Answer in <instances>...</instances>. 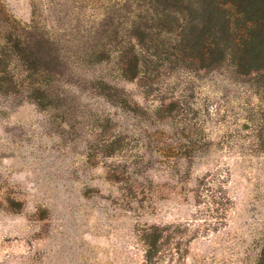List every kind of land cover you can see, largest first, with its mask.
<instances>
[{"label":"rangeland","instance_id":"1","mask_svg":"<svg viewBox=\"0 0 264 264\" xmlns=\"http://www.w3.org/2000/svg\"><path fill=\"white\" fill-rule=\"evenodd\" d=\"M149 7L0 0V264L257 262L264 71L238 65L242 23L215 37L212 60L200 57L212 37L180 50L155 24L139 47L130 32ZM129 45L127 78L117 56Z\"/></svg>","mask_w":264,"mask_h":264},{"label":"trees","instance_id":"2","mask_svg":"<svg viewBox=\"0 0 264 264\" xmlns=\"http://www.w3.org/2000/svg\"><path fill=\"white\" fill-rule=\"evenodd\" d=\"M158 3L160 9L157 7ZM149 4V8L154 10L153 14L146 16L144 21V17L140 16V21L137 24L133 23L130 32L139 47L146 43L143 38L148 34L146 29L155 24L162 32L176 37V40L179 39L180 50H186L185 41L192 40L193 37L196 39L212 37L209 44H206L205 52H201L200 55L201 60L204 54L210 56L212 60L216 58L215 54L220 56L224 54L222 44L216 41L215 37H235V24L242 23L245 31L241 35L244 37L238 39L234 47L238 65L245 62L255 63L264 71V0H149ZM154 4L156 6L153 7ZM185 10L188 14H195L194 17H188ZM150 21L153 23L150 24ZM35 52L36 58L44 60V57H47L49 60L50 56L56 63L57 58L55 54L51 56V48L39 47ZM117 57L122 74L127 78L134 77L139 66V55L134 45L120 51ZM45 62L47 61L44 60L42 65L49 67ZM150 228L152 232L146 233L144 239L148 246L145 260L149 262L158 250L157 238L160 235L156 227ZM255 264H264V247Z\"/></svg>","mask_w":264,"mask_h":264}]
</instances>
